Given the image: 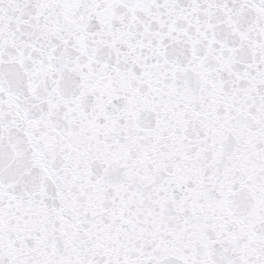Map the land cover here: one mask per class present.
<instances>
[{"label":"snow or ice","instance_id":"obj_1","mask_svg":"<svg viewBox=\"0 0 264 264\" xmlns=\"http://www.w3.org/2000/svg\"><path fill=\"white\" fill-rule=\"evenodd\" d=\"M0 264H264V0H0Z\"/></svg>","mask_w":264,"mask_h":264}]
</instances>
